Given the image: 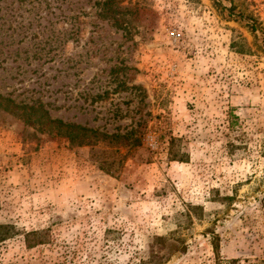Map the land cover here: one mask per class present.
<instances>
[{"label":"rangeland","instance_id":"rangeland-1","mask_svg":"<svg viewBox=\"0 0 264 264\" xmlns=\"http://www.w3.org/2000/svg\"><path fill=\"white\" fill-rule=\"evenodd\" d=\"M97 1L0 0V96L141 146L109 174L1 104L0 264H141L171 235L164 264H264L262 0H132L126 31Z\"/></svg>","mask_w":264,"mask_h":264},{"label":"trees","instance_id":"trees-1","mask_svg":"<svg viewBox=\"0 0 264 264\" xmlns=\"http://www.w3.org/2000/svg\"><path fill=\"white\" fill-rule=\"evenodd\" d=\"M19 2L38 1V0H17ZM140 2V1H138ZM127 3V5H126ZM132 0H99L97 4L100 8V14L108 17V20L114 22L115 26L124 31L128 30L130 18L138 15L135 6H131ZM254 27V26H253ZM254 32L255 28L252 29ZM5 110L13 111L16 115L24 118L26 123H41L46 118V123H42V130H55L57 135L63 137L73 147L89 146L92 148V156L99 164L100 168L105 169L109 174L118 172L126 162L130 150L141 146V135L137 128H130L125 132L108 133L106 130L90 128L84 125L65 122L60 118H51L47 110L35 108L27 104H15L12 98H3L0 96V105ZM39 115V116H37ZM127 149L124 153L123 150ZM172 159L183 161V156L172 149ZM7 227L0 225V242L8 239ZM28 247L32 248L44 244V238L40 232H31L28 235ZM33 238V239H32ZM215 254L220 258L219 237L215 236L212 241ZM187 251L186 242L176 237L162 236L155 237L150 244L149 257L141 261V264H164L169 258L176 253H185ZM237 260H232L229 264H237Z\"/></svg>","mask_w":264,"mask_h":264},{"label":"built area","instance_id":"built-area-1","mask_svg":"<svg viewBox=\"0 0 264 264\" xmlns=\"http://www.w3.org/2000/svg\"><path fill=\"white\" fill-rule=\"evenodd\" d=\"M262 5H263V7H264V0H262Z\"/></svg>","mask_w":264,"mask_h":264}]
</instances>
